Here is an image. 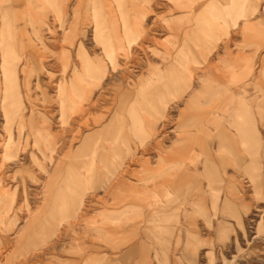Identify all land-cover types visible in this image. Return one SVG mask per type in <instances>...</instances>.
<instances>
[{
    "label": "rangeland",
    "instance_id": "obj_1",
    "mask_svg": "<svg viewBox=\"0 0 264 264\" xmlns=\"http://www.w3.org/2000/svg\"><path fill=\"white\" fill-rule=\"evenodd\" d=\"M5 64L0 264H264V0H0Z\"/></svg>",
    "mask_w": 264,
    "mask_h": 264
},
{
    "label": "bare ground",
    "instance_id": "obj_2",
    "mask_svg": "<svg viewBox=\"0 0 264 264\" xmlns=\"http://www.w3.org/2000/svg\"><path fill=\"white\" fill-rule=\"evenodd\" d=\"M232 22L234 23V26L236 25L235 21L232 20ZM203 23V21H202ZM201 22L200 24H198L199 28L197 30H199L197 33L195 32V34H198L199 32L203 31L201 28ZM202 33V32H201ZM212 38V37H211ZM2 75H4V79H3V94H2V99H1V108L4 110V115L6 118L7 122H14L16 120H18V118L20 117V113L18 111V101L16 98V85L14 84V80H13V76H14V69L12 68V65L10 64H5L2 67ZM32 115H30V120H32L34 117H32ZM32 118V119H31ZM244 137L247 139L252 138V135H248V134H244ZM245 144V143H243Z\"/></svg>",
    "mask_w": 264,
    "mask_h": 264
},
{
    "label": "crops",
    "instance_id": "obj_3",
    "mask_svg": "<svg viewBox=\"0 0 264 264\" xmlns=\"http://www.w3.org/2000/svg\"><path fill=\"white\" fill-rule=\"evenodd\" d=\"M248 61H249V59H248ZM250 76H251V70L250 71H248V73H245V72H243L241 75H240V79H242V81L243 82H248V80L249 79H251L250 78ZM233 81H235V79H234V77H232V82ZM232 82H231V84H232ZM244 84V83H243ZM230 95V94H229ZM232 96V95H231ZM240 96H244V97H247L248 96V93L246 92V90L245 91H243L242 93H240ZM252 102V101H251ZM254 110H256V108H254ZM81 179H83V180H86V182H87V184L88 185H94V176H92V174H84L82 177H81ZM105 182H107L108 180H104ZM24 234H25V231H24V233H23V237H24Z\"/></svg>",
    "mask_w": 264,
    "mask_h": 264
}]
</instances>
